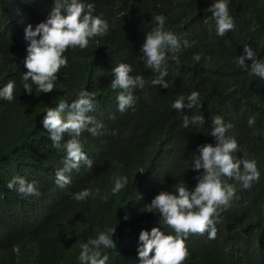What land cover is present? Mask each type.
<instances>
[{
  "label": "trees",
  "instance_id": "16d2710c",
  "mask_svg": "<svg viewBox=\"0 0 264 264\" xmlns=\"http://www.w3.org/2000/svg\"><path fill=\"white\" fill-rule=\"evenodd\" d=\"M84 2L107 21V34L64 53L67 66L57 73L52 92H40L29 80L28 93L22 79L29 43L25 27L45 21L54 0H0V90L15 82L14 99L0 97V264H81V245L111 229L114 247L101 248L106 264H140L141 229L157 227L175 235L151 208L152 199L161 190L176 194L180 182L189 190L195 187L202 170L191 167L193 155L199 154L198 146L215 144L209 133L217 115L231 124L226 136L238 143L237 158L254 159L260 176L247 188L222 177L234 186V197L217 209L215 238L208 232L188 234L183 264H264V79L249 74L251 60H245L247 68L237 64L245 46L264 60V0H228L233 28L222 37L210 10L216 0ZM157 16L164 17L165 30L181 45L167 53L168 88L152 85L156 73L142 59V44ZM121 62L145 82L134 89L135 104L123 112L117 100L122 90L111 87L112 70ZM82 90L94 94L87 114L103 125L102 134L82 132L79 139L92 167L81 162L68 173L71 183L60 187L55 173L63 168L66 152L53 147L43 119L49 107L61 100L71 103ZM193 91L201 107H172ZM195 115H202L204 124L185 127L184 117ZM70 138L65 134L61 144ZM16 176L36 181L40 195L9 189ZM119 177H127V184L113 193ZM84 189L92 195L77 201L74 194Z\"/></svg>",
  "mask_w": 264,
  "mask_h": 264
},
{
  "label": "clouds",
  "instance_id": "9594fccd",
  "mask_svg": "<svg viewBox=\"0 0 264 264\" xmlns=\"http://www.w3.org/2000/svg\"><path fill=\"white\" fill-rule=\"evenodd\" d=\"M213 18L217 24V35L224 36L226 31L232 30L233 21L229 15L228 0H216L211 7ZM63 13L65 14H62ZM94 5L85 3L84 0H54V7L49 16L43 22L38 23L35 28L32 25L25 27V39L27 45V56L24 65L27 69L22 77L25 81L23 89L32 93L31 80L40 92L50 93L55 87L57 73L62 67L67 66V58L64 53L69 48L79 47L84 49L89 41L97 36L107 34L109 25L107 21L94 16ZM157 25L145 36L141 47L142 59L146 67L156 73L151 81L152 85H160L168 88L165 80L167 76L166 61L169 51L175 52L180 48L178 38L164 27V17L157 16ZM187 42H185L186 44ZM200 55L194 59L199 61ZM251 60L250 75L264 79V60L256 58V53L250 46L244 47L243 55L237 59L241 68H247L245 60ZM114 79L111 82L113 89H121L117 96L118 110L123 112L133 106L136 97L133 92L136 88L144 86L142 76L131 75L133 69L127 63H119L113 70ZM15 82L9 81L2 90L0 97L11 102L14 99ZM94 94L82 90L78 98L68 103L61 100L55 107H49L43 119V126L48 130L53 147L58 151L63 148L66 152L64 166L58 170L56 184L65 187L71 183L68 175L73 169L79 168L81 162L92 167L93 161L83 151V144L79 137L82 132L88 131L93 136L102 134L103 125L97 122L94 117L88 115L94 107ZM201 107L199 93L193 91L187 97L181 95L172 104L177 111ZM189 123L202 125V115H195L189 120L184 117V126ZM212 129L209 133L215 138V144H204L198 146V155H193L191 167L200 171L197 183L189 190L184 182L175 187L176 194L167 190H161L152 199V209L163 218L175 232L165 234L157 227L151 231L141 229L139 232L138 259L140 264H183L188 257L186 237L189 233L204 234L208 232L209 238H215V220L217 209L227 206L234 197L235 188L233 185L225 184L223 176L233 178L242 182L245 188L250 187L253 181L259 179L260 173L254 159L241 160L235 153L239 145L234 138L226 136L231 124H225L222 117L217 115L212 118ZM249 125L254 123L250 118ZM65 134L71 138L63 145L61 144ZM241 165L244 172L241 173ZM127 184V177L115 179L112 192L116 193ZM36 181L28 182L24 177L16 176L9 181L7 187L16 190L24 195L39 196L40 193L35 187ZM92 195L90 189H84L74 194L77 201H84ZM154 212V213H156ZM110 233V234H109ZM114 229L109 232H100L95 239L81 245L79 260L81 264H106L107 255L102 254L101 248H113L114 242L111 239Z\"/></svg>",
  "mask_w": 264,
  "mask_h": 264
}]
</instances>
